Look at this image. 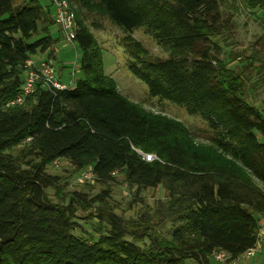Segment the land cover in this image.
I'll list each match as a JSON object with an SVG mask.
<instances>
[{"label":"trees","instance_id":"1","mask_svg":"<svg viewBox=\"0 0 264 264\" xmlns=\"http://www.w3.org/2000/svg\"><path fill=\"white\" fill-rule=\"evenodd\" d=\"M67 1L79 77L63 90L37 85L22 105L8 106L21 92L23 64L53 50L60 30L55 40L51 6L0 0V264H209L220 251L236 261L255 246L264 218V106L247 99L242 73L222 54L234 16L249 11L264 22V0H79L125 34L120 44L135 60L128 69L150 97L201 117L213 135L208 145L117 91ZM138 28L167 58L132 38ZM58 160L72 174L89 169L101 186L119 175L136 196L161 187L166 197L124 219L107 206V191L66 192L46 171ZM79 212L97 219L93 234L81 230Z\"/></svg>","mask_w":264,"mask_h":264},{"label":"rangeland","instance_id":"2","mask_svg":"<svg viewBox=\"0 0 264 264\" xmlns=\"http://www.w3.org/2000/svg\"><path fill=\"white\" fill-rule=\"evenodd\" d=\"M70 1L73 9L79 12L83 23L94 36L102 52L103 73L114 81L117 91L128 101L141 106L146 111L182 123L197 143L210 144L213 135L200 116L190 115L183 107L170 101L150 97L147 85L130 72L128 64L135 60L120 44L125 34L105 16L88 13L79 0ZM92 1L98 2L99 0ZM38 2L41 6H50L49 0H38ZM257 14L241 11L234 16L230 28L229 42L226 45L227 47L224 48L223 46L224 55L222 54V57L228 62V57L232 55V60L228 64L229 67L242 73L246 82L247 99L253 105L262 109L264 106V22L259 19L260 15ZM58 36L57 27L54 26L52 37L56 40ZM131 36L142 44L151 57L167 58L168 53L157 46L154 40L145 34L143 28L133 30ZM75 48V43H66L60 34V39L54 45L53 50L44 54L43 58L40 59V61L44 60L51 63L55 74L56 72H62L61 74L64 77L61 81L66 86L73 85L80 75L78 68L80 50ZM40 55L42 54L36 56L39 57ZM234 56L237 57L234 58ZM31 59L34 60L33 57ZM57 79L60 81L59 78ZM46 171L51 175L62 178L66 192L75 191L91 198L102 191H107L109 196L106 201L107 206L124 219L137 218L138 215L152 208L157 200H164L166 197L165 191L161 187L142 191L136 196L134 195L135 190L130 189L119 175H115V180L107 186H101L94 181L83 179V172L72 174V168L65 160L56 161V164L48 167ZM258 185L261 187L260 183ZM48 192L49 195L53 194L52 191ZM87 215H89V212H79L77 223L84 233L93 234L92 225L97 223V219L93 216L91 219H86ZM92 215H95V213ZM259 224L261 226L259 235L262 236L264 234V218L260 220ZM75 234H81L79 229ZM258 241L259 247L255 252V254H258H254V258L250 257L249 261H246L247 263L264 264V257L259 254L264 243L260 238ZM243 260L245 259L240 258L236 262L241 264ZM185 264L198 263L194 260H187Z\"/></svg>","mask_w":264,"mask_h":264},{"label":"built area","instance_id":"3","mask_svg":"<svg viewBox=\"0 0 264 264\" xmlns=\"http://www.w3.org/2000/svg\"><path fill=\"white\" fill-rule=\"evenodd\" d=\"M49 4L53 9V21L60 29L62 39L66 43L72 44L75 38L76 23L74 13L70 8L67 0H49ZM24 83L20 94L8 103V106L22 105L25 99L31 95L36 86L39 85L47 91L63 90L67 87L62 85L56 77L55 70L51 63L46 61L27 60L23 64ZM142 160L146 162L157 161L158 158L153 154H144L137 152ZM56 164V161L54 162ZM83 179L93 181L94 177L88 169L82 173ZM260 240L264 242V234L260 236ZM259 244L248 249L241 257L242 259H249L252 257ZM229 255L225 252H214L212 254V261L217 264H225L228 262Z\"/></svg>","mask_w":264,"mask_h":264},{"label":"crops","instance_id":"4","mask_svg":"<svg viewBox=\"0 0 264 264\" xmlns=\"http://www.w3.org/2000/svg\"><path fill=\"white\" fill-rule=\"evenodd\" d=\"M48 6H49V5H48ZM48 6H42V7H43V8H46V7H48ZM60 34H61V33H60ZM61 37H62V36H61ZM45 54H46V53H45ZM43 56H44V54L40 55L39 57H38V56H35V57H33V59H34L35 61H38V60L42 59ZM61 73H62V72H56V77L59 78L60 81H61V79L64 77V75L61 74ZM61 83H62V81H61ZM256 254H258V253H256ZM256 254H255V255H256ZM259 254H261L262 257H264V245H263V247H262V250L259 252ZM255 255H253L252 258H254ZM240 258H241V256H240L238 259H240ZM238 259H237L236 261H238ZM236 261H234V262H227L226 264H239V263L236 262ZM246 261H249V259H245V260H243L241 264H250L249 262L247 263ZM245 262H246V263H245ZM209 264H216V263H214V262H212V261L210 260V263H209ZM257 264H258V263H257Z\"/></svg>","mask_w":264,"mask_h":264},{"label":"bare ground","instance_id":"5","mask_svg":"<svg viewBox=\"0 0 264 264\" xmlns=\"http://www.w3.org/2000/svg\"><path fill=\"white\" fill-rule=\"evenodd\" d=\"M67 2H68V1H67ZM69 5H70V4H69ZM50 6H51V5H50ZM70 8H71V7H70ZM51 9H52V7H51ZM52 10H53V9H52ZM71 10H72V9H71ZM52 18H53V15H52ZM75 23H76V22H75ZM54 24H55V23H54ZM55 26H56V25H55ZM56 27H57V26H56ZM57 28H58V27H57ZM58 29H59V28H58ZM59 30H60V29H59ZM60 33H61V32H60ZM28 60H29V59H28ZM38 61H39V60H38ZM72 76H73V75H72ZM59 82H60V81H59ZM61 84H62V83H61ZM62 85H64V84H62ZM65 86H66V85H65ZM66 87H69V86H66ZM259 238H260V235H259L258 239H259ZM262 243H264V242H262ZM257 244H259V241H258V240H257L255 246H256ZM244 253H245V252H244ZM244 253H243V254H244ZM243 254H242V255H243ZM242 255H241V256H242ZM241 258H242V257H241Z\"/></svg>","mask_w":264,"mask_h":264}]
</instances>
